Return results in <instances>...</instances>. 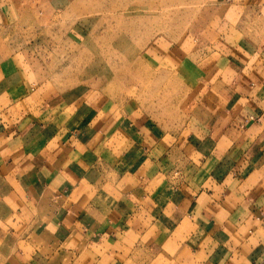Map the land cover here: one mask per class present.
Wrapping results in <instances>:
<instances>
[{
    "label": "crops",
    "instance_id": "crops-1",
    "mask_svg": "<svg viewBox=\"0 0 264 264\" xmlns=\"http://www.w3.org/2000/svg\"><path fill=\"white\" fill-rule=\"evenodd\" d=\"M11 8L0 0V264H264V11L230 24L163 108L45 96Z\"/></svg>",
    "mask_w": 264,
    "mask_h": 264
},
{
    "label": "rangeland",
    "instance_id": "rangeland-1",
    "mask_svg": "<svg viewBox=\"0 0 264 264\" xmlns=\"http://www.w3.org/2000/svg\"><path fill=\"white\" fill-rule=\"evenodd\" d=\"M7 2L14 11L12 48L29 65L39 92L89 89L113 104H133L136 97L163 108L167 92L175 101L179 89L194 85L199 55L214 57L230 24L264 11V0ZM172 53L193 63L181 69V61L167 73Z\"/></svg>",
    "mask_w": 264,
    "mask_h": 264
},
{
    "label": "bare ground",
    "instance_id": "bare-ground-1",
    "mask_svg": "<svg viewBox=\"0 0 264 264\" xmlns=\"http://www.w3.org/2000/svg\"><path fill=\"white\" fill-rule=\"evenodd\" d=\"M138 5H139V3H138ZM133 6H134V4H133ZM153 7V6H152ZM157 7V6H156ZM131 8V7H130ZM140 9V8H139ZM143 9H145V8H143ZM154 9V8H153ZM126 10H127V8H126ZM129 10V9H128ZM146 10V9H145ZM143 12V11H142ZM127 13V12H126ZM135 13V12H134ZM132 14V13H131ZM125 15V14H124ZM139 15H143V14H140L139 13ZM146 15H149V14H146ZM125 21H126V19H125ZM124 22V21H123ZM139 26V25H138ZM140 29V28H139ZM139 29H137V30H139ZM130 31V30H129ZM99 36V35H98ZM97 36V37H98ZM133 37V36H132ZM95 40V39H94ZM121 47V46H120Z\"/></svg>",
    "mask_w": 264,
    "mask_h": 264
}]
</instances>
